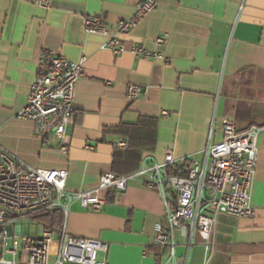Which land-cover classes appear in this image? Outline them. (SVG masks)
<instances>
[{
  "label": "crops",
  "instance_id": "obj_1",
  "mask_svg": "<svg viewBox=\"0 0 264 264\" xmlns=\"http://www.w3.org/2000/svg\"><path fill=\"white\" fill-rule=\"evenodd\" d=\"M33 1L0 0V147L31 168L66 170L68 193L91 191L102 174L116 175L113 157L123 139L115 130L140 118L156 122L155 147L144 155L158 163L167 156L199 158L213 119L212 143L221 139L222 120L239 131L261 130L250 190L253 216L216 215L207 262L200 232L188 250L175 234L173 259L155 245L163 205L144 177L129 180L123 192L101 193L106 205L99 213L72 203L67 232L105 244L98 258L106 264H264V0H155L156 9L121 39L127 48L162 54L168 64L129 53L113 56L101 49L105 37L82 29L88 15L112 28L132 16L141 0H51L49 9ZM160 36L164 42L157 45ZM42 50L84 59L62 140L65 154L53 135L40 139L32 122L17 117ZM128 85L142 94L128 100Z\"/></svg>",
  "mask_w": 264,
  "mask_h": 264
},
{
  "label": "built area",
  "instance_id": "obj_2",
  "mask_svg": "<svg viewBox=\"0 0 264 264\" xmlns=\"http://www.w3.org/2000/svg\"><path fill=\"white\" fill-rule=\"evenodd\" d=\"M34 5L49 9L51 0H34ZM157 1L141 0L129 18L117 22L112 28L103 24L98 16L82 19L87 34L105 37L101 49L113 56L129 53L137 59L163 60L162 54L144 48H127L121 37L127 35L148 13L155 10ZM163 36L155 44H163ZM84 59L71 61L52 52L42 50L37 58L34 79L27 100L17 117L34 125V134L44 139L53 135L59 142V151L67 152L63 143L66 127L73 117L75 88L82 76ZM142 94L139 86L128 85L126 97L135 100ZM163 115H167L163 113ZM215 120L211 122L207 143L199 158L186 156L174 159L167 156L156 162L144 155L136 172L128 176L102 174L96 187L88 192L70 194L66 191V170L31 168L12 153L0 147V264H106L99 260L107 246L100 241L70 235L66 221L72 203L99 213L106 205L100 194L108 190L123 192L134 177H144L147 190L159 194L163 205V223L155 224V245L167 249L169 259L174 258L175 234L190 248L194 233L206 236V262L212 251L215 217L225 214L241 219L253 216L250 190L257 164V140L260 128L239 131L227 120L220 122L221 139L212 143ZM120 151L127 149L124 140L116 142ZM59 210L62 223L58 230L42 228L36 236H22L20 228L9 227L17 220ZM57 234V252L48 262V246ZM12 247L8 249V240ZM10 257V259H5ZM176 264H184L176 261Z\"/></svg>",
  "mask_w": 264,
  "mask_h": 264
},
{
  "label": "trees",
  "instance_id": "obj_3",
  "mask_svg": "<svg viewBox=\"0 0 264 264\" xmlns=\"http://www.w3.org/2000/svg\"><path fill=\"white\" fill-rule=\"evenodd\" d=\"M115 133L127 143V149L114 154L112 172L117 176H128L139 168L143 155L153 151L156 144V122L150 118H140L137 124L122 125ZM33 219L41 227L56 231L61 226L62 213L51 210Z\"/></svg>",
  "mask_w": 264,
  "mask_h": 264
},
{
  "label": "rangeland",
  "instance_id": "obj_4",
  "mask_svg": "<svg viewBox=\"0 0 264 264\" xmlns=\"http://www.w3.org/2000/svg\"><path fill=\"white\" fill-rule=\"evenodd\" d=\"M9 227L20 228V234L22 236H36L41 233V226L33 219H24L17 220L9 225ZM12 247V238L8 240V249ZM1 251V248H0ZM57 252V234H54L53 240L50 242L48 246V262L51 263L55 259V255ZM5 259H10V257H5Z\"/></svg>",
  "mask_w": 264,
  "mask_h": 264
}]
</instances>
